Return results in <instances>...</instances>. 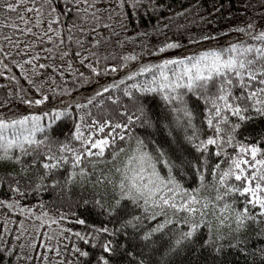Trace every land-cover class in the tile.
<instances>
[{
	"label": "snow or ice",
	"instance_id": "snow-or-ice-1",
	"mask_svg": "<svg viewBox=\"0 0 264 264\" xmlns=\"http://www.w3.org/2000/svg\"><path fill=\"white\" fill-rule=\"evenodd\" d=\"M162 8L0 0V77L15 85L0 100V264H228L249 255L252 224L264 235V25L189 54L228 32L157 24L136 35L163 39L117 51L135 40L118 38L133 13ZM143 56L159 59L130 67Z\"/></svg>",
	"mask_w": 264,
	"mask_h": 264
},
{
	"label": "trees",
	"instance_id": "trees-1",
	"mask_svg": "<svg viewBox=\"0 0 264 264\" xmlns=\"http://www.w3.org/2000/svg\"><path fill=\"white\" fill-rule=\"evenodd\" d=\"M158 3L163 4V8L156 13L149 12L148 15H144L143 20L140 24H136V15L132 14V23L128 25L127 32H121L119 39H123L125 35L129 37H135L134 42L126 43L125 48L117 51L131 52L133 50L139 52L140 47L144 42L149 44V47L153 43H156L158 39H163V36L157 37L155 33H152L148 37L137 36L136 33L142 30H148L152 32L153 26L159 24L163 26L164 24H170L169 29L165 30L169 37H176L181 34L184 35H199L201 32L211 31L213 34H218L221 32H228V35H219L218 39L215 41L204 42L201 45H189V54L195 51L203 50L206 46L212 47H226L228 42H235L238 38L244 39L242 34L235 31H230V29L235 26H243L247 22H255L257 30H261V25H264V0H157ZM147 3V0H145ZM99 7H108L107 3L98 5ZM141 13L143 14L145 9L142 8ZM176 12H184L183 16L175 17ZM4 13L0 9V23L4 22ZM168 17H174L171 23ZM18 22V21H17ZM183 25L184 27L180 29L179 32L176 31L177 26ZM121 31L119 27L116 29ZM9 29H3V32L7 33ZM186 42V41H185ZM251 42V41H249ZM158 57L143 56L137 62H133L130 67L135 68L137 64L144 62H155ZM14 72L18 74V69H13ZM81 71H84L82 68ZM127 71V70H123ZM123 71L117 73L116 76L123 75ZM109 77L108 79H112ZM57 83H60L57 80ZM0 84L7 85L6 88H0V100L4 99L8 88L15 89V85L12 82L5 80L0 77ZM21 84L27 87L26 82L21 80ZM90 91V89H89ZM13 102L15 103V98L13 97ZM162 104V102H161ZM4 109L0 108V112ZM11 113H9L10 115ZM166 135V132L163 133ZM160 133H156L158 138ZM0 175H3V171L0 170ZM43 199L49 202V210L55 212L57 208L63 207L67 211V205H61L58 199L51 193L43 194ZM242 199V198H241ZM24 203L35 204L36 200H26ZM4 212L0 210V220L3 219ZM19 219V217H15ZM65 226L72 227L74 230H80L82 226L76 225L69 221L64 222ZM3 225L0 223V229ZM11 227V226H10ZM55 228V226H53ZM260 228L255 224H252L247 233V252L249 255H244L241 252L232 250L225 254V258L228 264H260V254L259 249L264 248V235L259 234ZM169 235H163L157 237L160 245L167 244L169 242ZM207 257V253L201 256L199 259L203 261ZM51 258V254H50ZM187 259H195V257H184Z\"/></svg>",
	"mask_w": 264,
	"mask_h": 264
}]
</instances>
